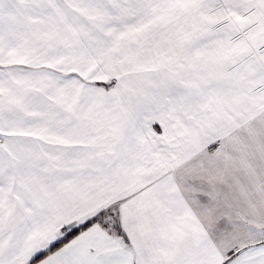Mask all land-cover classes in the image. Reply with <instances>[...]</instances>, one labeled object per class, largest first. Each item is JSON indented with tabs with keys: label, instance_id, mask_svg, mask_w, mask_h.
<instances>
[{
	"label": "snow or ice",
	"instance_id": "snow-or-ice-1",
	"mask_svg": "<svg viewBox=\"0 0 264 264\" xmlns=\"http://www.w3.org/2000/svg\"><path fill=\"white\" fill-rule=\"evenodd\" d=\"M0 264H264V0H0Z\"/></svg>",
	"mask_w": 264,
	"mask_h": 264
}]
</instances>
